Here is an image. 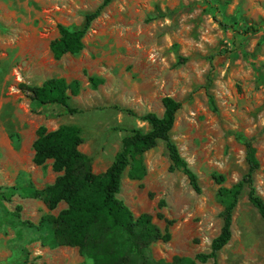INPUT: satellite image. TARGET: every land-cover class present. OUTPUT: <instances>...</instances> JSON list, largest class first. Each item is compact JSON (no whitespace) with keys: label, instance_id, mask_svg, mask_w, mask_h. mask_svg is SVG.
I'll return each instance as SVG.
<instances>
[{"label":"rangeland","instance_id":"374dc122","mask_svg":"<svg viewBox=\"0 0 264 264\" xmlns=\"http://www.w3.org/2000/svg\"><path fill=\"white\" fill-rule=\"evenodd\" d=\"M104 3L83 49L55 60L49 43L58 37L57 27L81 29L86 16ZM249 27L257 31L245 33ZM91 77L102 80L96 89ZM51 78L78 82V93L68 92L77 113L39 105L21 89ZM165 97L181 104L170 135L197 175L201 193L170 168L159 142L143 154L141 180H129L125 170L118 198L135 217L148 214L161 231L167 228L170 240L151 244L148 252L155 261L173 264L175 258L209 253L222 226L213 178L222 176L223 186L231 188L246 174L244 141L249 139L259 164L254 186L264 200V0H0L1 189L42 190L54 182L51 161L43 166L32 161L41 126L47 131L77 126L80 152L94 174L103 173L123 138L134 129L149 130L141 116L163 114ZM64 208L61 203L49 210L21 191L9 202L0 201V264H92L77 248L42 243ZM217 260L264 264V223L246 188L233 213L231 239Z\"/></svg>","mask_w":264,"mask_h":264},{"label":"trees","instance_id":"16d2710c","mask_svg":"<svg viewBox=\"0 0 264 264\" xmlns=\"http://www.w3.org/2000/svg\"><path fill=\"white\" fill-rule=\"evenodd\" d=\"M105 3L86 16L81 29L70 30L61 25L57 27L58 37L49 43V50L55 60L64 55H76L83 49V38ZM250 30L257 31L256 28L249 27L245 33ZM239 55L250 65H256L250 54L239 50ZM88 80L93 89L102 83L101 79L94 77ZM21 89L39 105H59L69 114L78 112L69 105L68 94L69 91L72 95L78 93L77 81L67 84L63 78H51L43 81L40 86L23 84ZM162 106L161 116L147 113L140 117L149 130L142 132L134 129L130 136L123 138L121 150L111 165L100 174L92 172L89 159L79 150L83 139L77 126L63 125L53 131L39 127L33 143L32 161L36 166H43L51 161V168L57 177L42 190L34 189L31 185L0 188V201L9 202L21 191L26 198L42 201L49 210L64 203L66 207L52 219V234L43 237L42 243L50 248H77L80 256L90 260L92 264H167L155 261L148 252L151 244L170 240L167 228L161 231L152 223V217L148 214L135 217L118 198L125 170L128 169L129 180H141L146 174L143 154L155 148L159 142L165 144L170 168L179 170L188 180L191 189L197 194L201 193L197 175L181 156L170 135L181 104L165 97L162 99ZM244 154L247 172L231 188L223 186L222 176L213 178L218 185L217 198L222 207V226L211 242L209 253L197 254L194 259L175 258L173 264H197L196 261L201 264L208 261L210 264H219L217 254L231 239L233 213L244 188L247 189L248 202L264 223V200L258 194L253 179L259 168L253 139L244 141ZM163 205L164 202L161 201L159 207ZM157 217L163 219L161 214ZM42 223L39 228L43 226ZM166 224L170 226L172 221H166Z\"/></svg>","mask_w":264,"mask_h":264},{"label":"crops","instance_id":"0c3cea01","mask_svg":"<svg viewBox=\"0 0 264 264\" xmlns=\"http://www.w3.org/2000/svg\"><path fill=\"white\" fill-rule=\"evenodd\" d=\"M66 207V206H65Z\"/></svg>","mask_w":264,"mask_h":264}]
</instances>
